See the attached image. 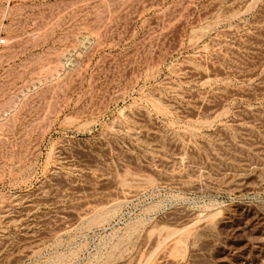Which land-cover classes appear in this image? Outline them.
I'll list each match as a JSON object with an SVG mask.
<instances>
[{"label": "rangeland", "instance_id": "1", "mask_svg": "<svg viewBox=\"0 0 264 264\" xmlns=\"http://www.w3.org/2000/svg\"><path fill=\"white\" fill-rule=\"evenodd\" d=\"M0 264H264V0H0Z\"/></svg>", "mask_w": 264, "mask_h": 264}]
</instances>
